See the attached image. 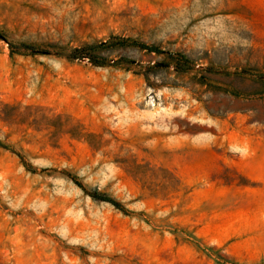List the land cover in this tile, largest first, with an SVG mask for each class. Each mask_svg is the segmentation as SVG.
I'll use <instances>...</instances> for the list:
<instances>
[{
    "label": "rangeland",
    "instance_id": "obj_1",
    "mask_svg": "<svg viewBox=\"0 0 264 264\" xmlns=\"http://www.w3.org/2000/svg\"><path fill=\"white\" fill-rule=\"evenodd\" d=\"M0 33V264H264V0H0ZM114 38L164 52L71 55Z\"/></svg>",
    "mask_w": 264,
    "mask_h": 264
},
{
    "label": "trees",
    "instance_id": "obj_2",
    "mask_svg": "<svg viewBox=\"0 0 264 264\" xmlns=\"http://www.w3.org/2000/svg\"><path fill=\"white\" fill-rule=\"evenodd\" d=\"M0 36H5L3 35V33H0ZM115 40L118 41H107V42H101V43H96V44H90V45H85L79 48H75L72 50L71 55L73 57L76 56H87L90 58V61L93 62L96 65H102L104 64L103 61H98L95 59V57H93V54L101 48L107 47L108 45H113V44H117V45H125L127 43H130L131 45H138L139 47H141L142 49H146L150 52H157V53H162L164 52L160 47L156 46V45H148V44H144V43H139L135 40L132 39H126V38H114ZM11 48H13L12 43H10ZM175 64L177 67V70L181 71V72H186L191 68V61L190 59L182 53H176L175 57ZM91 197L95 200H101V201H107L112 203L113 205H115L116 207L122 208L121 203L114 197H111L109 194H107L106 192H102L99 191L97 189L91 190L89 191Z\"/></svg>",
    "mask_w": 264,
    "mask_h": 264
}]
</instances>
